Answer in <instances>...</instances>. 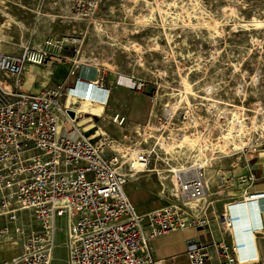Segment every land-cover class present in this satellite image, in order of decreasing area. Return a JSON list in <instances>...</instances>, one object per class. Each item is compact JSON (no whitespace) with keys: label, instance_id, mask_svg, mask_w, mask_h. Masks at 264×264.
<instances>
[{"label":"rangeland","instance_id":"rangeland-1","mask_svg":"<svg viewBox=\"0 0 264 264\" xmlns=\"http://www.w3.org/2000/svg\"><path fill=\"white\" fill-rule=\"evenodd\" d=\"M50 38L63 45V55L78 50L77 59L102 69L111 98L90 139L101 133L125 148L155 150L136 182L177 202L168 170L206 163L207 195L189 206L206 207L208 219L246 187L248 174L253 188L264 183V0H114L88 16L71 11L69 0H0V53L15 55ZM26 72L45 83L32 66ZM121 76L134 86L118 84ZM136 94L149 100V120L123 117L119 124L118 114L113 123ZM86 124L79 123L85 131ZM192 136L197 145L182 144ZM160 182L168 193L161 194ZM123 191L135 208L152 201L130 182ZM0 250L2 259L13 255ZM50 264H68L63 247Z\"/></svg>","mask_w":264,"mask_h":264},{"label":"built area","instance_id":"built-area-1","mask_svg":"<svg viewBox=\"0 0 264 264\" xmlns=\"http://www.w3.org/2000/svg\"><path fill=\"white\" fill-rule=\"evenodd\" d=\"M111 1L69 0L71 11L84 16ZM63 51V45L50 38L16 55L0 54V248L13 251L2 259L0 250V264H50L59 246L65 249L68 264H157L150 242L187 229L199 232L186 242L189 264L251 261L240 256L246 244L235 239L233 227L240 219L232 215L229 204L220 214L213 213L226 234L219 241L207 237L211 235L210 230L206 233L207 208L186 204L204 197L203 169L183 178L168 170L181 203L178 199L144 215L136 212L123 186L146 171L155 150L125 148V143L113 144L97 133L90 139L78 123L84 116L77 115L76 108L83 101L106 105L110 91L103 87L101 68L77 59L78 50L73 58ZM65 61L69 69L63 84L36 95L22 90L26 65L47 67ZM97 118L83 119L92 123ZM118 118L115 115L113 123ZM123 122L125 118H119L118 123ZM254 181L251 173L242 179L246 187L230 202L241 204L236 210L254 207L255 219L243 232L255 236L263 229L264 189L253 188ZM160 185L161 194L168 193Z\"/></svg>","mask_w":264,"mask_h":264},{"label":"crops","instance_id":"crops-1","mask_svg":"<svg viewBox=\"0 0 264 264\" xmlns=\"http://www.w3.org/2000/svg\"><path fill=\"white\" fill-rule=\"evenodd\" d=\"M0 54H6V53H0ZM29 66H32V65H26L24 68V71ZM32 67L35 68V70L37 71V76L40 77L44 75L46 77L45 83L38 81L37 78H35L36 76L31 74L30 72H29L30 74L26 72L25 74H23L24 78H23L22 90L28 94L36 95L40 93L46 87L63 84L66 79L67 72L69 69V62L68 61L56 62L52 64L51 66H47V67H37V66H32ZM88 92L89 91L87 90L86 94ZM110 96H111V92H109L108 101L111 98ZM112 98H115V96H113V93H112ZM105 108H106V105L92 103L91 101L90 102L83 101L81 102L80 106L76 109V112L80 113L81 115H94L97 117H101L102 115H105ZM119 112L120 111L116 110L113 115L115 116L119 114L122 117H125V118L127 117L128 122L132 124H144L149 120L151 116L150 114L151 106H150L149 100H147L146 97L136 94L134 97H131L129 99L128 105L124 111L125 113H119ZM83 121H85V119H83L81 122ZM95 126H96L95 123L86 124L85 127L87 128L90 127L88 130H86L87 134L93 131H97L98 129H96ZM100 134L101 133H99L98 135ZM263 173H264V169H263ZM262 180H264V177ZM130 184L131 186H133L135 191L141 192V194L145 195L147 199L150 198L152 200L147 205L139 206L141 207L140 209L135 208L133 206L138 214L144 215L151 211L164 207L165 205L168 204V201H165L159 198L156 192V189H155V185H145L144 182L142 181L141 182L134 181V182H130ZM255 189H264V183L262 185H259V187ZM243 190H240V192L238 193L236 197L228 199V202L225 203L223 209L225 208L226 204H228L230 201L239 197ZM229 204H232V203L230 202ZM223 209L221 210V212L223 211ZM239 212H241L240 215L238 213L240 217V221H237L234 224L233 232H234L235 239L237 242L246 244V247L241 251L240 256L250 257V259H252L251 261L248 260V262H243L242 264H260V263L264 264V215L262 217L263 229L259 231L258 233H256V235L254 236V235H251L249 232H243L247 227L246 224L250 221V218H248V216L254 213V210L251 207L249 210L248 208H246V210L241 209ZM241 218H245V221L243 220L244 226L242 225L243 228L245 227L243 230H241V226L239 227V225H241L240 224ZM253 219H255L254 215H253ZM210 223L213 225L212 227H211V224L209 225V229L206 233H209V230H210L211 235L208 234L207 237L212 236L217 241L223 239L226 234L222 233L219 230L217 222L213 220L212 218L210 219ZM215 227L222 233L221 237H219V235L216 234L217 232L215 231L216 230ZM212 229H215L214 232ZM238 231H241V232L237 233ZM198 233L199 232L196 229H187L182 232L170 233L163 237H159L157 239L152 240L150 242V247H151V254H152L154 261L157 264H189L187 257H186V242L189 239L196 238ZM58 238H60L59 242L61 243L62 236H59ZM256 254H258L259 257H257ZM211 255L214 257V253H212ZM256 257L259 258L260 261L255 262L257 261Z\"/></svg>","mask_w":264,"mask_h":264},{"label":"bare ground","instance_id":"bare-ground-1","mask_svg":"<svg viewBox=\"0 0 264 264\" xmlns=\"http://www.w3.org/2000/svg\"><path fill=\"white\" fill-rule=\"evenodd\" d=\"M157 1V0H156ZM160 7L161 6H159V8H158V11L160 12V13H163L162 12V10L160 9ZM260 25H263L262 23H258V26H260ZM247 27V26H246ZM118 84H120V85H125V86H128V87H133L134 86V82H133V80L132 79H130V78H126V77H123V76H121L120 78H119V80H118ZM137 85V84H136ZM68 102H69V100H68ZM80 106V105H79ZM78 106V107H79ZM77 107V108H78ZM76 108V109H77ZM76 114L78 115L79 113H77L76 112ZM84 117L85 116H87V115H83ZM84 117H80L79 118V122L78 123H80L82 120H83V118ZM92 123H94V122H92ZM148 130H150V127L148 128ZM100 135H102V134H100ZM102 136H104V137H106L105 135H102ZM91 140H93V139H91ZM199 141H200V139H198L197 137H184V138H182V144H184V143H187V144H191V145H197L198 143H199ZM162 145V148L163 149H166V147L164 148L163 146H166V145H168V143H166V144H164V142L161 144ZM237 148V147H236ZM225 149V148H224ZM167 150V149H166ZM201 165H197L194 169H193V166H194V164L193 165H190V166H188V167H185V166H183V167H181V168H177V169H172V170H170V172H172V173H175L176 175V177L177 176H179V177H185L187 174H190V175H198V173H197V171L198 170H200V169H203V172H204V174H205V176H204V182H205V192H204V197H203V199L202 200H204L205 199V196L207 195V189H208V183H207V178H206V163H204V164H202V163H200ZM202 200H200V201H198V200H188V201H186V204L187 205H189L190 203H194V202H201ZM227 205V204H226ZM241 205V204H240ZM240 205H237L236 206V204H229V208H230V211H231V213H232V215H234L236 218H239L240 219V217H239V215H240V213L241 212H239L241 209H245L246 210V208H248V210L252 207V209L254 210V213H255V209H254V207L253 206H241L240 207V209H238V210H236L237 208H239V206ZM193 206H195V205H193ZM238 213H239V215H238ZM254 213H252L250 216H248V218H253V215H254ZM243 214V213H242ZM242 214H241V216H242ZM246 218V217H245ZM245 218H241V222H240V224L241 225H239V227L241 226V230H243L244 228L242 227V225L244 224V222H243V220L245 221ZM244 226V225H243ZM240 229V228H239ZM241 231H238L237 233H240ZM256 256L257 257H259V255L258 254H256ZM256 257V259H257V261H255V262H258V261H260V259L259 258H257Z\"/></svg>","mask_w":264,"mask_h":264},{"label":"water","instance_id":"water-1","mask_svg":"<svg viewBox=\"0 0 264 264\" xmlns=\"http://www.w3.org/2000/svg\"><path fill=\"white\" fill-rule=\"evenodd\" d=\"M71 116H73V113H70Z\"/></svg>","mask_w":264,"mask_h":264}]
</instances>
